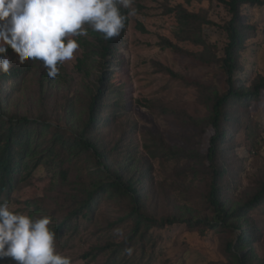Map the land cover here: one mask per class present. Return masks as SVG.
Returning <instances> with one entry per match:
<instances>
[{"label": "trees", "instance_id": "1", "mask_svg": "<svg viewBox=\"0 0 264 264\" xmlns=\"http://www.w3.org/2000/svg\"><path fill=\"white\" fill-rule=\"evenodd\" d=\"M221 2L232 15L223 27L229 40L224 57L219 58L214 53L203 35V26L215 23L182 6L175 9L180 24L178 36L182 41L203 46L204 52L194 54L184 51L169 40H164L163 44L164 48L191 56L203 65H218L226 73V91L189 82L197 88L200 102L206 108L203 119H195L185 112L178 114L170 107L161 106L164 114L177 115L184 124L203 132H214L206 154L173 148L163 138L154 139L152 145L142 148L130 136L128 128L131 122L124 121L127 124H122V118L130 111L128 91L122 85L121 88L112 87L108 92V67L114 64L123 42V32L129 24L128 9H121L127 19L119 37L106 41L101 34L89 28L87 38H81L79 43L84 54L78 60L77 70L90 78L99 68L102 76L98 83H90L78 93L71 94L69 90L64 102L56 105L57 108L50 100L53 92L68 83L69 77L63 67L58 65L60 74L53 80L47 76L40 61L29 60L20 65L9 49L7 55L12 67L9 73H0V203L7 201L10 205L13 193L28 182L39 168H46L55 178V183L59 181L62 189L67 188L71 182L70 175L76 172L75 188L67 191L72 206L63 219L57 220L47 214L38 202L27 204L33 219L43 216L52 218L49 228L55 233V243L63 247L66 242L60 239L64 234L78 231L82 221L92 223L106 203H115L125 206L123 216L115 223L128 226L125 239L117 242L114 234L107 233L109 239L103 245L93 247L85 255L86 258L101 259L102 264H141L148 254V246L155 242L153 235L156 230L183 226L190 231H200L204 236L210 231L226 234L238 231L236 239L224 248L229 264H264V257L257 251V244L264 238V223H258L255 215L264 217V181L253 195L235 200L231 193L233 188L238 189L241 171L238 161L233 160L231 181L227 164L228 130H233L236 149L241 129L245 130L248 138L254 136L255 128L249 120L252 107L264 106V76L258 75L249 80L246 76L240 78L238 72L240 53L245 50L252 30L244 23L243 9L264 6V1ZM166 70L173 78L187 83L179 74ZM114 74L110 73V76ZM32 77L36 78L39 93L35 95L38 101L33 104L31 98L25 104L20 98L25 95ZM107 93L112 103H109ZM24 105L28 107L26 113L20 111ZM148 106L156 107L152 104ZM122 125L128 126L127 130ZM184 158L191 164L187 171L193 181L206 176L202 202L208 214H200L197 209L182 205L173 213L159 217L148 203L150 193L158 183L155 162L168 164ZM136 247L141 249L139 258L130 256ZM0 264L3 262L0 261Z\"/></svg>", "mask_w": 264, "mask_h": 264}, {"label": "rangeland", "instance_id": "2", "mask_svg": "<svg viewBox=\"0 0 264 264\" xmlns=\"http://www.w3.org/2000/svg\"><path fill=\"white\" fill-rule=\"evenodd\" d=\"M179 6L215 23L204 25L203 35L214 53L219 58L224 57L229 40L223 27L232 19V15L221 0H134L132 9L128 10L129 13L134 11L135 14H129V24L124 29L117 59L115 58L114 64L108 67V92L112 87L126 86L130 111L121 122H131L128 128L130 136L134 137L142 148L152 145L154 139L163 138L173 148L206 154L214 132L211 130L203 132L199 128L184 124L177 115L164 114L161 109L164 105L178 114L185 112L195 119H203L207 113L206 108L200 102L197 88L190 83L214 86L221 91L228 89L226 73L220 66H206L191 56L164 48V40H169L184 51L194 54L204 52L203 46L180 40L178 36L180 24L175 12ZM242 16L244 23L252 30L245 50L240 53L238 72L240 78L246 76L253 80L258 75L264 76V6L245 7ZM72 38L79 43L81 38L85 39L87 36ZM83 54V48L79 43V49L74 53L75 58L58 64L63 67L69 78L66 86L53 92L50 103L54 108L64 102L69 90L71 94L78 93L86 85L98 83L102 76L99 68L90 78L77 70L78 60ZM166 69L179 74L187 83L173 78ZM110 73L115 74L110 76ZM37 93L39 90L36 78L32 77L25 95L20 100L27 104L32 98L34 104L38 101L35 95ZM107 96L109 103H112L108 93ZM149 104L156 107L149 108ZM27 109V105H24L20 111L26 113ZM249 120L250 125L255 128L254 136L248 138L245 130L241 129L237 137L238 148L234 147L236 138L233 130L230 128L227 132L230 180L233 181V160L238 161L241 171L238 189L233 188L231 193L235 200H243L253 195L264 181V106L252 107ZM127 127L124 129L127 130ZM190 165L185 158L168 164L162 161L155 162L158 183L151 191L148 203L157 216H167L182 205L191 206L200 214H208L202 202V196L206 192V176L193 181L187 171ZM76 175V172H72L70 184L66 189H62L59 181L55 183V178L46 168H39L28 182L23 183L13 193L10 211L30 216L31 211L27 204L38 202L47 214L57 220L63 219L72 206L67 191L69 188H75L73 182ZM124 209L125 206L106 203L92 223L82 221L78 231L71 230L70 233L64 234L60 241L66 242V246L55 243L56 252L70 257L72 264H102L101 259L93 260L92 257L86 258L85 255L93 247L103 245L110 237L107 233L114 234L116 238L112 239L117 242L125 239L128 226L115 224L123 216ZM255 215L258 223L263 224L264 217L261 214ZM238 233L210 231L204 236L200 231H190L183 226L159 229L153 235L155 242L148 246V254L143 257L144 261L141 264H229L224 248L236 239ZM257 251L264 257V238L257 244ZM140 252L141 249L136 247L130 256L139 258ZM2 262L14 264L9 258Z\"/></svg>", "mask_w": 264, "mask_h": 264}, {"label": "clouds", "instance_id": "3", "mask_svg": "<svg viewBox=\"0 0 264 264\" xmlns=\"http://www.w3.org/2000/svg\"><path fill=\"white\" fill-rule=\"evenodd\" d=\"M134 0H0V73L12 67L7 53L20 65L40 61L50 79L58 64L72 61L79 43L72 37L87 36L88 29L104 40L119 37L127 17L121 9H132ZM135 14L134 11L129 13ZM87 26V27H85ZM50 216L32 217L10 211L0 203V261L14 264H72L56 252Z\"/></svg>", "mask_w": 264, "mask_h": 264}]
</instances>
